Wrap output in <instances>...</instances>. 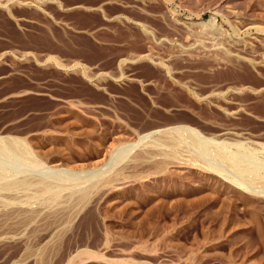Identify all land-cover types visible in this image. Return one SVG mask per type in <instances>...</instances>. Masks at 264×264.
<instances>
[{
	"label": "rangeland",
	"instance_id": "1",
	"mask_svg": "<svg viewBox=\"0 0 264 264\" xmlns=\"http://www.w3.org/2000/svg\"><path fill=\"white\" fill-rule=\"evenodd\" d=\"M3 5L0 175L62 186L30 191L35 212L0 222V264H264V195L178 160L133 161L187 127L264 162V0Z\"/></svg>",
	"mask_w": 264,
	"mask_h": 264
},
{
	"label": "bare ground",
	"instance_id": "2",
	"mask_svg": "<svg viewBox=\"0 0 264 264\" xmlns=\"http://www.w3.org/2000/svg\"><path fill=\"white\" fill-rule=\"evenodd\" d=\"M1 1L4 3L3 7L5 8L9 0H1ZM182 128L184 130L183 133H186V135L185 134L182 135L183 133L181 134V132H171V130L174 131V129L172 128V129H170V133H168L169 132L168 131V132H165L164 135H162L160 137L157 136L158 137L157 139L149 140L148 142L146 141V143L144 144V148L142 147L143 148L142 150L141 149L139 150V148H138V150L140 152L137 150L138 153L136 152V154H134L135 156L133 158V161L140 162L145 157H147L149 155L159 156L160 159L158 160V162L155 163V168H157V169L164 168L169 164H172L174 162L179 161L181 165H184V166L186 165L187 167L188 166L194 167L195 171L198 172L199 174L201 173L204 175V173H207V175L208 174L214 175V176H216V177H218L224 181L229 182L230 184H232L233 186H235L237 188L243 189V191H247L249 193L251 192V193H254L255 195H264V162L263 161H261V163H260V161L257 163L254 162L257 160L254 159L252 157V155L251 156L247 155L249 153V151L246 154L242 153V151H241V153H232V152L226 150L227 147H225V150L224 149L221 150L222 147H221V149H215L214 147L212 148V145H214L216 143H214L212 145L210 144L211 147H209L210 146L209 143L214 141V140H212L213 138H211L210 140H204V138L202 137L203 138L202 139L199 135H198V137L194 138L188 132L189 128H187V127H182ZM182 128H179L178 131H180ZM225 135H227V134H222V136H225ZM144 142H142V145ZM206 142L209 146H206V144H204ZM13 145H10V147ZM133 146L134 145H131V144H124V145L120 146L118 149H116L112 153L110 162L107 164L108 167H106V168L110 169V167H112L113 164L115 165L116 161H119L120 159H125L126 156L128 157L129 153L132 152L131 149ZM223 148H224V146H223ZM228 150H230V149H228ZM238 151H240V150H238ZM1 154H3V153H0V155ZM28 161H31V160L29 159ZM21 166H23V165H21ZM21 170H19V171H21ZM17 171H18V169H17ZM110 171L111 170H109V172ZM105 172L106 171H104V174H105ZM0 173H1V169H0ZM28 173L29 172H27V174ZM14 174L17 176L19 174V172L17 174L15 171ZM20 174L18 175L19 177H16L13 174L11 176L9 174L10 176L7 175V178H6L5 174H3V176H5V177L1 176L2 173L0 175L1 177H3V179H0V196L2 198H5L8 200L0 206L2 208L0 210V222H1V224L4 223V225H6L5 223L7 221L9 222L10 220L13 219V218H11L12 215L19 216V214L24 215L26 213L28 215V213H34L35 212V209L30 210L32 208H30V209L25 208L24 205L28 204V203H26V202H28V199L26 200L25 199L26 197L24 198L25 194L29 196L30 191H35L33 193V195L34 194L36 195L37 192L42 193L43 191H48V189H51L52 186L56 185V183L54 185V182H52L53 184L49 181L46 182L45 181L46 179L39 177L37 175H34V174L32 175V173H31V175H27V174L22 175L23 174L22 172ZM107 175H109V176H107V177L103 176L104 178L102 177V179L98 182V184L95 185L94 187L90 188V190H88L86 192L84 191V193H81L78 196L77 201L85 200L87 198V196L89 195V191H91V190L94 191L93 189L95 187L98 188V186L105 185L107 183L113 182L114 180H118L119 178L122 177L123 173L121 171H117V172H113V173H110ZM87 183H89V182H87ZM87 183H85V184H87ZM60 185L62 186V184H59V185L57 184L56 186H60ZM87 188H89V187H87ZM85 189H86V187H85ZM81 191H83V190H81ZM257 191H260V192H257ZM38 194L36 196H38ZM33 195H31V198L33 197ZM40 195L42 196L43 194H40ZM40 195H39V197H40ZM31 198H30V200H32ZM34 198H35V196H34ZM49 198L51 199V195ZM37 199L38 198L36 197V200ZM11 205L15 206V207H12L10 209H6L7 207H9ZM21 205L24 207H22ZM12 217H14V216H12ZM20 217L21 216H19V218ZM86 255L87 254H85V256ZM88 256L92 257V258L95 257L94 254H88Z\"/></svg>",
	"mask_w": 264,
	"mask_h": 264
}]
</instances>
